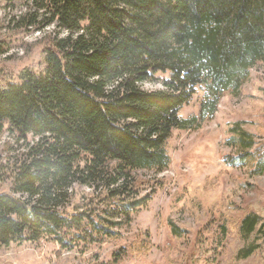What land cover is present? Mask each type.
<instances>
[{"label":"trees","instance_id":"trees-1","mask_svg":"<svg viewBox=\"0 0 264 264\" xmlns=\"http://www.w3.org/2000/svg\"><path fill=\"white\" fill-rule=\"evenodd\" d=\"M4 3V10L26 6L3 27L12 36L57 32L44 39L38 69L16 78L0 65V131L28 142L21 157L7 162L12 192H0V248L47 241L85 255L120 240L161 186L141 173L167 171L173 133L201 125L197 117L184 118L183 108L204 88L211 100L205 108L214 114L220 96H239L251 72L264 67V0ZM12 50L11 42H0V58ZM146 84L161 89L146 90ZM260 90L261 110L253 113L258 139L243 123L225 132L224 144L246 167L249 156L264 159ZM223 158L231 163L229 155ZM262 226L257 215H247L242 236ZM255 250L243 251L244 258ZM151 251L147 239L137 241L113 263Z\"/></svg>","mask_w":264,"mask_h":264},{"label":"rangeland","instance_id":"rangeland-1","mask_svg":"<svg viewBox=\"0 0 264 264\" xmlns=\"http://www.w3.org/2000/svg\"><path fill=\"white\" fill-rule=\"evenodd\" d=\"M5 7L4 0H0V42H11L13 50L8 57L0 58V65L17 78L24 69H38L44 39L57 31L51 28L45 33L12 36L3 27L11 17L24 13L26 6L13 10ZM260 87L264 89L262 65L251 72V80L239 96L224 94L218 98L214 114L205 108L211 100L204 88L198 90L181 114L186 119L199 118L201 125L192 131L173 133L168 143L171 166L167 171L158 176L141 173L144 181L155 186L154 181L161 180V186L148 208L136 214L131 228L121 233L120 240L94 247L85 255L77 250L61 252L47 241L12 245L0 248V264H114L119 250L145 239L152 246L148 256L129 255L117 264H264V159L259 162L249 156L246 167L224 144L225 132L236 123H243V128L257 138L253 113L261 110ZM144 88L159 90L161 86L146 84ZM35 141L30 138L29 143ZM262 141L257 140L256 147L261 148ZM27 143L0 131V192H12V164L7 162L21 157ZM251 153L256 155L254 149ZM223 155L230 156V164L224 163ZM83 191L77 189L78 193ZM249 214L257 215L263 226L245 239L241 226ZM171 224L183 231L181 237L173 235ZM251 246L256 248L255 254L244 258L243 251ZM197 247L203 252H197Z\"/></svg>","mask_w":264,"mask_h":264}]
</instances>
